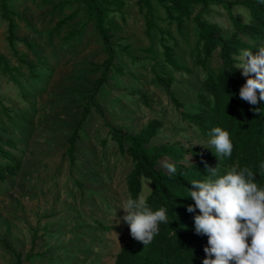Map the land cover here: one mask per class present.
Returning a JSON list of instances; mask_svg holds the SVG:
<instances>
[{"label":"rangeland","instance_id":"1","mask_svg":"<svg viewBox=\"0 0 264 264\" xmlns=\"http://www.w3.org/2000/svg\"><path fill=\"white\" fill-rule=\"evenodd\" d=\"M1 2L0 125L12 136L22 163L14 176L0 181V264H14L16 259L5 242L23 257L32 253L25 264H115L130 235L121 206L129 198L126 176L133 163L118 150L109 128L135 134L152 119H161L154 143L179 140L207 146L209 138L182 121L155 81L152 67L165 66L159 39L147 35L144 9L137 0H125L111 16L118 24L116 35L121 43L133 44L137 63L146 68L132 64L126 53L116 54L126 71L122 76L110 73L108 84L93 98L102 112L92 108L70 165L68 139L108 57L94 16L82 0H12V40ZM217 20L228 36L229 21L223 15ZM158 22L172 45L177 40L173 46L179 63L192 70L166 68L175 78L171 89L182 109L193 111L206 76L191 55L196 26L186 21L182 30L162 10ZM152 40L156 53L144 54ZM217 53L208 62L211 72L218 70Z\"/></svg>","mask_w":264,"mask_h":264},{"label":"trees","instance_id":"2","mask_svg":"<svg viewBox=\"0 0 264 264\" xmlns=\"http://www.w3.org/2000/svg\"><path fill=\"white\" fill-rule=\"evenodd\" d=\"M12 0H2V13L9 21L10 38L14 39L16 25L12 19L14 12L9 7ZM94 16V27L101 37L108 57L99 78L88 95V102L75 123L68 139L66 154L70 165L74 164L75 151L79 131L87 120L92 108L100 111L92 102L102 85L108 84L109 74L122 76L125 65L116 61L119 51L126 53L132 64L137 63L132 43H121L117 37L118 24L112 20V14L124 6L125 0H82ZM140 9H144L146 33L152 39L157 35L164 67L158 70L152 67L155 81L165 90L170 100L180 113L182 121L206 138L214 127H221L230 133L234 145L231 157L216 156L215 149L209 145L186 144L179 140L154 143L153 138L163 125L161 119H152L135 134L122 133L110 127L108 133L120 152L126 153L133 163L126 176V189L129 196L136 199L144 194L148 205L153 210L160 207L167 209L168 223H161L159 233L148 245L134 240L129 235L115 257V264H203L207 246V236L195 232L194 216L186 209L194 204L188 193L193 181L208 178L204 161L211 167H217L220 174H226L232 166L249 167L255 173L258 184L264 187V101L257 105L239 98V88L246 82L241 69H236L237 59L242 50L248 49L255 54L264 47V2L261 0H137ZM165 17L176 22L184 29V22L191 21L196 26V38L191 55L206 76L201 85L202 90L196 94V105L193 111L182 108L183 103L176 97L171 86L175 78L170 68L191 73L190 67L182 65L177 59L174 46L169 42L164 29L159 25L160 11ZM224 10V12H222ZM224 16L232 28V32L224 35V27L217 20ZM168 34V33H167ZM169 36V35H168ZM115 41H118L116 43ZM155 42L144 48V54L156 53ZM218 50L219 66L217 72L207 70L209 59ZM162 63H159L161 66ZM30 74L34 75L33 63L29 62ZM137 66L146 68V64L138 62ZM35 76V75H34ZM257 95L259 93L257 92ZM141 100L148 104L146 95ZM258 108V112L252 111ZM16 143L7 129L0 125V181L14 176L21 168V160L15 154ZM171 163L176 171L169 173L164 167ZM148 188L145 189V184ZM8 249L15 253L14 264H25L32 253L25 257L16 253L9 243Z\"/></svg>","mask_w":264,"mask_h":264},{"label":"clouds","instance_id":"3","mask_svg":"<svg viewBox=\"0 0 264 264\" xmlns=\"http://www.w3.org/2000/svg\"><path fill=\"white\" fill-rule=\"evenodd\" d=\"M237 59L236 69H242V76L247 78L239 88V98L257 105L264 101V47L255 54L244 49ZM208 135L207 143L215 149L216 156L231 157L234 145L227 130L214 127ZM203 163L208 178L191 183L188 193L194 204L186 209L189 213L198 210L195 232L207 236L203 264H264V187L249 167L232 166L226 174H220L217 167ZM164 167L169 173L176 171L171 163ZM260 167L264 168V163ZM121 209L131 237L143 245L158 235L161 223H168L167 209L153 210L144 194L136 199L129 196Z\"/></svg>","mask_w":264,"mask_h":264}]
</instances>
